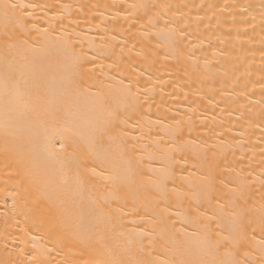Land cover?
<instances>
[{
	"label": "bare ground",
	"instance_id": "1",
	"mask_svg": "<svg viewBox=\"0 0 264 264\" xmlns=\"http://www.w3.org/2000/svg\"><path fill=\"white\" fill-rule=\"evenodd\" d=\"M262 229L264 0H0V264H264Z\"/></svg>",
	"mask_w": 264,
	"mask_h": 264
},
{
	"label": "snow or ice",
	"instance_id": "2",
	"mask_svg": "<svg viewBox=\"0 0 264 264\" xmlns=\"http://www.w3.org/2000/svg\"><path fill=\"white\" fill-rule=\"evenodd\" d=\"M34 7H35V5H24V4H17V5L10 6V10L12 13V15H11L12 22H14L18 27L24 28L28 22L29 16H31V12H29L28 9L34 8ZM6 19H7V15H6ZM25 43H26V41H25ZM72 47H74V46H72ZM5 85L7 88V86H8L7 80L5 81ZM61 147L63 148V145H61ZM81 228H82V231H81L80 236L78 238L84 242H87L90 239V234L87 231L85 225L82 224ZM23 230L24 229H22V231ZM262 234H264V229H262ZM262 243H264V241H262Z\"/></svg>",
	"mask_w": 264,
	"mask_h": 264
}]
</instances>
